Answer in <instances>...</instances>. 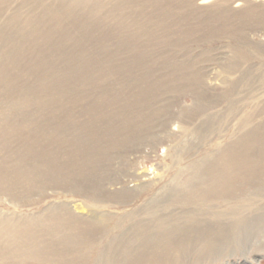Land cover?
Returning a JSON list of instances; mask_svg holds the SVG:
<instances>
[{
	"label": "rangeland",
	"instance_id": "rangeland-1",
	"mask_svg": "<svg viewBox=\"0 0 264 264\" xmlns=\"http://www.w3.org/2000/svg\"><path fill=\"white\" fill-rule=\"evenodd\" d=\"M169 72L189 82V94L172 107L178 121L163 127L159 120L155 133H148L155 136L98 156L105 160L99 170L105 180L96 189L50 178L27 183L30 191L0 189V228L56 208L76 215L95 208L111 221L121 218L117 232L128 233L138 221L150 223L146 209L154 208L157 215L180 217L186 229L193 224L194 234L212 227L220 235L215 242L199 235L184 239L179 252L166 253L157 264H264V220L251 221L245 236L234 238L227 204L198 208L177 199L190 192L192 162L224 149L245 120L264 124V0H0V127L7 120L18 124L28 139L83 146L94 118L92 138L105 147L106 115L124 104L121 96L132 82L147 84ZM107 96L119 100L92 111L94 102L108 103ZM180 109L204 112L182 120ZM45 115H54L53 125L42 121ZM208 116L214 117L209 131ZM36 119L41 125L27 126ZM10 123L2 129H11ZM198 125L202 129L195 131ZM13 143L17 148L19 142ZM2 154L0 148V160ZM193 209L195 218L187 212ZM94 259L89 264L124 260L122 254ZM0 264L40 263L14 257Z\"/></svg>",
	"mask_w": 264,
	"mask_h": 264
},
{
	"label": "bare ground",
	"instance_id": "bare-ground-1",
	"mask_svg": "<svg viewBox=\"0 0 264 264\" xmlns=\"http://www.w3.org/2000/svg\"><path fill=\"white\" fill-rule=\"evenodd\" d=\"M170 72L147 84L140 78L132 82L130 92L121 96L124 104L106 115L109 119L108 125L105 124L107 145L102 148L96 146L95 138H92L97 127L94 118L86 124L85 131L90 134L86 133L87 138L79 147L58 139L50 143L39 142L36 137L28 139L25 137L27 133L19 132L20 125L7 120L0 127L1 158L6 157L0 160V189L9 193L22 189L30 191L27 183L41 178H50L54 183L69 180L73 185L81 180L95 189L104 185L105 178L100 176L99 170L104 168L105 160L98 156L107 155L109 148L144 140L146 135L155 133V123L159 120V125L168 127L180 118L174 116L172 107L189 94L185 88L189 82L186 85L184 80L176 81L169 77ZM107 99L108 103L105 99L98 104L94 102L92 111L106 104L114 105L119 100L117 96H107ZM28 101L21 100L20 103L29 105ZM203 112L180 109L178 114L184 120L185 116L193 113L191 118L194 120ZM53 117L45 115L42 121L53 125ZM204 122L209 131L214 117L208 116ZM7 123L12 128L3 130ZM41 123L36 119L27 126L35 129ZM239 127L236 138L216 155L192 162L194 174L187 184L190 192L177 195L183 203H196L198 208H202L199 207L201 205L211 208L219 203L227 204L230 208V232L234 238L244 237L251 221L264 220V202H261L264 199V124L250 126L245 120ZM193 129L201 130L202 126H194ZM13 142H19L17 148L13 147ZM9 158L12 170L6 168ZM146 211L151 214L152 221H138L133 231L128 233L117 232L122 228L121 218L111 221L113 219L95 208L90 209L88 215L70 214L67 208H56L47 215L12 221L0 228V259L15 257L36 259L40 264H89L93 255L98 260L116 259L122 254L124 260L119 264H157V259L166 253L179 252L184 239L197 235L203 239L209 237L211 242L220 239V235L213 234L212 227L197 230L198 234H194L197 228L192 224L186 229L181 225L180 217L157 215L154 208ZM187 212L195 218L197 211ZM149 229L154 230L147 233ZM133 243H137L136 249H131Z\"/></svg>",
	"mask_w": 264,
	"mask_h": 264
}]
</instances>
